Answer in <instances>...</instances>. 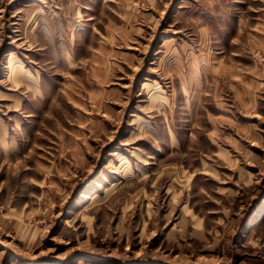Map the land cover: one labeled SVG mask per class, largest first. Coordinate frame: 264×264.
<instances>
[{
	"label": "rangeland",
	"instance_id": "1",
	"mask_svg": "<svg viewBox=\"0 0 264 264\" xmlns=\"http://www.w3.org/2000/svg\"><path fill=\"white\" fill-rule=\"evenodd\" d=\"M0 264H264V0H0Z\"/></svg>",
	"mask_w": 264,
	"mask_h": 264
}]
</instances>
